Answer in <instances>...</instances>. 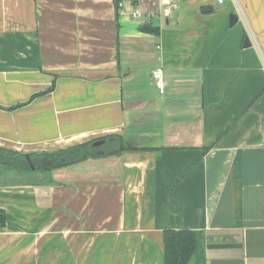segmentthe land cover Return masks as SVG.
<instances>
[{
	"label": "crops",
	"instance_id": "1",
	"mask_svg": "<svg viewBox=\"0 0 264 264\" xmlns=\"http://www.w3.org/2000/svg\"><path fill=\"white\" fill-rule=\"evenodd\" d=\"M130 2L141 18L0 0V148L104 140L51 171L0 169V264H164L169 228L196 235L192 264H264V0ZM117 134L142 148L104 150Z\"/></svg>",
	"mask_w": 264,
	"mask_h": 264
},
{
	"label": "trees",
	"instance_id": "2",
	"mask_svg": "<svg viewBox=\"0 0 264 264\" xmlns=\"http://www.w3.org/2000/svg\"><path fill=\"white\" fill-rule=\"evenodd\" d=\"M119 13V0H115ZM142 29L154 32L156 29L148 24ZM106 142H112L115 147L114 153L126 149L142 148L127 146L123 136L111 135L105 137ZM94 142H86L81 145L69 147L65 150L51 153L26 155L15 152L11 149L0 148V169L1 171L26 173L32 168L51 171L54 168L81 161L89 156H100L99 148L93 146ZM103 153H108L103 151ZM6 211L0 209V226L7 224ZM164 239V264H192L195 257L196 235L189 229L176 230L173 228L163 231Z\"/></svg>",
	"mask_w": 264,
	"mask_h": 264
},
{
	"label": "built area",
	"instance_id": "3",
	"mask_svg": "<svg viewBox=\"0 0 264 264\" xmlns=\"http://www.w3.org/2000/svg\"><path fill=\"white\" fill-rule=\"evenodd\" d=\"M129 0H119L118 4H119V13H130L132 15L133 18L138 19L141 18L145 13L143 12V10L141 9V6L139 4H133L132 2H130L131 4V9L130 11H128L127 8V2ZM218 2H223V0H217ZM149 16H151V13H147ZM153 78H154V83L155 85L158 87L159 91L161 93H164L165 91V86H164V81H163V71L161 68H157L154 72H153Z\"/></svg>",
	"mask_w": 264,
	"mask_h": 264
},
{
	"label": "water",
	"instance_id": "4",
	"mask_svg": "<svg viewBox=\"0 0 264 264\" xmlns=\"http://www.w3.org/2000/svg\"><path fill=\"white\" fill-rule=\"evenodd\" d=\"M230 18H231V25L235 24V23L237 22V20H238V18H237V16H236L235 14L231 15ZM250 44H251V43H250L249 39L247 38V39L245 40V44H244V46L247 47V46H250ZM103 141H104V140L96 141V142L94 143V145H99V144H101Z\"/></svg>",
	"mask_w": 264,
	"mask_h": 264
},
{
	"label": "rangeland",
	"instance_id": "5",
	"mask_svg": "<svg viewBox=\"0 0 264 264\" xmlns=\"http://www.w3.org/2000/svg\"><path fill=\"white\" fill-rule=\"evenodd\" d=\"M101 147L106 150V149H112L113 147H115V145L112 142H106L103 145H101Z\"/></svg>",
	"mask_w": 264,
	"mask_h": 264
}]
</instances>
